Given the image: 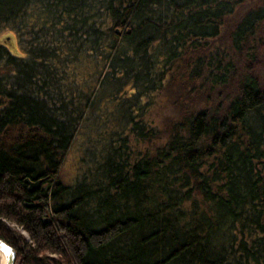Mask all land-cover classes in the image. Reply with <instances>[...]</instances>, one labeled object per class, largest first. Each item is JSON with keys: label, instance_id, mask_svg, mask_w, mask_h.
Masks as SVG:
<instances>
[{"label": "trees", "instance_id": "1", "mask_svg": "<svg viewBox=\"0 0 264 264\" xmlns=\"http://www.w3.org/2000/svg\"><path fill=\"white\" fill-rule=\"evenodd\" d=\"M3 26L14 264H264V0H0Z\"/></svg>", "mask_w": 264, "mask_h": 264}, {"label": "rangeland", "instance_id": "2", "mask_svg": "<svg viewBox=\"0 0 264 264\" xmlns=\"http://www.w3.org/2000/svg\"><path fill=\"white\" fill-rule=\"evenodd\" d=\"M1 29L3 30L0 31V40H4L11 49L20 51V46L16 35L11 30V28L8 26H3ZM171 110L172 105L169 102L166 94H164V92H158L153 96L152 104L149 106L147 112L150 119L153 118L156 121H160L161 118L168 114ZM148 114L146 113L145 117H148ZM81 153V148H79L77 144L74 143L70 146L68 151H66L58 169V178L62 182H71L75 178L76 174H78L77 171L79 168ZM15 227L20 230L23 235L28 237L24 229L17 225Z\"/></svg>", "mask_w": 264, "mask_h": 264}, {"label": "water", "instance_id": "3", "mask_svg": "<svg viewBox=\"0 0 264 264\" xmlns=\"http://www.w3.org/2000/svg\"><path fill=\"white\" fill-rule=\"evenodd\" d=\"M125 30L128 31L129 28L127 27ZM115 31L120 32L121 28L116 27ZM24 179L27 182V189H32L37 188L40 185L43 177L39 176L36 178H30L26 176ZM15 256L16 250L14 246L0 236V264H14Z\"/></svg>", "mask_w": 264, "mask_h": 264}]
</instances>
